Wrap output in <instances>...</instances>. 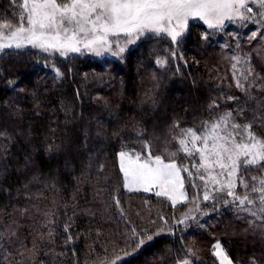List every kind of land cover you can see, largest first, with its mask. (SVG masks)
Masks as SVG:
<instances>
[{
	"label": "trees",
	"instance_id": "16d2710c",
	"mask_svg": "<svg viewBox=\"0 0 264 264\" xmlns=\"http://www.w3.org/2000/svg\"><path fill=\"white\" fill-rule=\"evenodd\" d=\"M21 11L0 0V24H19ZM222 36L193 21L180 43L158 41L164 54L181 58L169 82L157 77L161 60L148 45L163 38L151 33L109 62L33 48L0 55V264H219L218 242L234 264H264V221L251 231L238 201L209 203L191 217L189 203L127 193L119 161L123 151L150 150L186 167L173 146L178 131L237 107L235 99L245 110L238 121L264 138V64L253 45L262 47L245 33L239 44L248 50L236 54L222 48ZM226 54L243 60L242 88L224 79ZM183 173L191 194L193 180ZM261 177V167H244L237 195L258 204L251 188Z\"/></svg>",
	"mask_w": 264,
	"mask_h": 264
},
{
	"label": "snow or ice",
	"instance_id": "6c2138e0",
	"mask_svg": "<svg viewBox=\"0 0 264 264\" xmlns=\"http://www.w3.org/2000/svg\"><path fill=\"white\" fill-rule=\"evenodd\" d=\"M14 3L22 9L19 24L13 31L0 32V52L31 45L46 53L66 55L68 52H80V45H83L99 54L100 49L111 47L109 37L119 38L121 35L128 38V43L148 33L157 36L163 34L177 42L191 19L203 21L210 29L222 28L226 20H251L254 23L257 17L264 20V0H22V3L21 0H14ZM247 13H252V16ZM255 36L253 32L252 37ZM119 50L122 52L124 49ZM234 59L239 62V57ZM248 73H254L250 66ZM237 87L242 88L239 82ZM261 119L264 120V116ZM252 128L253 123H236L229 112L215 122H205L202 131L182 129L178 143L189 156L193 152L199 153V167L207 170V162L213 159L222 169H228L227 174L231 177L241 165L264 169V138L256 136ZM171 155L175 156L176 153ZM119 156L124 186L129 190L143 187L144 191H148L150 186L158 185L165 191L156 195H166L174 192L177 185L182 187L181 171L189 172L187 167L178 166L174 160L165 163L161 156H152L150 150L142 162L137 163L140 161L139 154L134 160L129 157L127 167L123 161L128 154L121 152ZM199 178L204 180L205 176ZM252 179L257 180V177ZM241 183H244L243 180ZM258 184L259 187L254 185L251 188L252 192L259 193L258 204L249 195H235L231 191V182L227 194L234 196L243 210L264 221V177L259 178ZM244 187L248 188V184L244 183ZM205 199H208L207 193ZM246 202L252 207H244ZM216 247L219 248V244ZM182 264H189V261L184 260Z\"/></svg>",
	"mask_w": 264,
	"mask_h": 264
},
{
	"label": "rangeland",
	"instance_id": "374dc122",
	"mask_svg": "<svg viewBox=\"0 0 264 264\" xmlns=\"http://www.w3.org/2000/svg\"><path fill=\"white\" fill-rule=\"evenodd\" d=\"M254 11H256V6L253 5ZM248 16H252V13H247ZM257 22H252L251 20L249 21H240L239 19H236L234 21H225L224 26L220 29H210L207 24H205L203 21L198 20V19H191L188 22V26L190 22H199L207 26V28L211 32H216L218 35H223L222 41H221V46L223 49H230L233 51H236V54H240L242 51L246 53L248 49H243L241 47L240 39L245 33L247 39L250 41H254L255 39L258 40V43H260L259 48L257 44L253 45V49H258V52L255 50L258 60L264 64V20H261L259 17L256 18ZM253 28H251V26ZM18 24H12V23H1L0 24V32L8 33L10 31H13L15 27H17ZM186 30V29H185ZM255 32L256 36L252 37V33ZM185 33V31H184ZM183 33V34H184ZM183 34L177 38L178 43H180V39L183 36ZM163 35V34H162ZM158 36L157 38H163V39H157L153 45H148V48H150V51L152 53L157 54L160 57V63L162 64V70L160 74L157 76L158 78L160 77L161 80H163L165 77L168 78V82L171 81L172 79V74L174 71L175 67H179L181 63V58L179 55L175 54H164L160 49H159V44H157L158 41H165V39L168 41V48H171V44L175 43L171 40L170 37H167L166 35L163 36ZM145 35L139 37L138 39H135L134 42L128 43L126 37L121 35L119 38L117 37H109V40L112 41L111 47L108 49H100L99 54L97 52L89 49V48H84L83 45H80V52H68L66 55H60L58 52H43L39 48H33L31 45H25L22 48H33L36 50L41 51L42 53H45L46 55L50 57H58L60 59L62 58H67L71 55L75 54H88V55H94L98 58H101L104 61H112V60H117V59H122V56L125 55L127 51H129L131 48H134L139 40L144 38ZM165 37V38H164ZM247 40V41H248ZM248 47V46H247ZM14 48V47H13ZM123 48L124 50L121 52L119 49ZM7 50V49H5ZM4 50V51H5ZM3 51V52H4ZM0 52V55L3 53ZM260 55H259V54ZM222 66L224 67V70L226 71L225 75V80L228 81V79H232L233 82H235V85L237 87V82L241 84V79L245 78L246 72L244 69V63L243 60L240 59L238 55H234L233 57L231 56L228 57L227 54L222 56ZM234 57H239V62H237ZM235 65V67H233ZM237 78V79H236ZM259 94V93H258ZM234 102L237 104V107H232L230 105H227V107L224 110H220L212 119L206 121V122H215L217 121L220 117H223L226 113L231 112L232 117L235 120L236 123H239L241 125H244V123H241L240 120L238 121L237 117L240 118L244 117L242 115L245 113V110L241 108V101L238 99L231 100V103ZM258 106V104H257ZM249 107H254L252 104ZM235 109H240V110H235ZM257 107H255L252 111H255ZM236 111H240V114H238ZM250 112V111H249ZM247 124V123H246ZM205 127V123L197 126V127H192L193 129H196L198 131H202ZM228 128H231V125H228ZM187 129V128H184ZM182 130V129H181ZM181 130L178 131V134L173 142V146L177 150V152L183 154L186 157L187 160V165L186 167L190 170L191 173V179L193 180L192 184V192L189 194V191L187 192V180L186 177L181 171L180 176L182 178V187L177 185L176 189L174 192H169L166 195H160L159 197L167 198L173 205L179 206L184 203H189L190 209H189V214L191 217H195L200 213L201 207L204 205H207L209 203L215 202V201H220V200H225V201H232V202H237V200L234 199V196L228 195L229 191V182L233 185L231 188V191L237 195V189H238V182L239 178L241 176L242 169L245 167L241 165L239 168L238 172L234 176H228V169H222L219 165L214 163L213 159H210L207 162V170H205L204 167H199L200 159H199V153L193 152L191 156L185 154L181 149L180 145L178 143V138L180 137ZM239 139V137H237ZM211 143V141H210ZM199 144V142H198ZM189 148H191V144L188 145ZM128 154L124 158V165L127 167L129 163V157L134 160L137 154L140 155V161H137V163L142 162L144 159L147 158L148 155H142L140 153H137L136 151H123ZM162 158V157H161ZM163 159V158H162ZM243 159V158H242ZM165 163H168L170 160H165ZM119 161H120V166H121V158L119 156ZM175 161V160H174ZM176 162V161H175ZM177 163V162H176ZM227 163V161H225ZM178 165V164H177ZM195 165V166H194ZM179 166V165H178ZM248 166H253V165H248ZM247 167V166H246ZM189 173V172H188ZM124 175V174H123ZM203 175L205 176V179L202 180L199 177ZM125 182V179H124ZM127 193L131 192H141L145 194H150V195H156L157 192L165 191L164 189H161L160 186L158 185H152L149 187L148 191H144L143 187H133L132 190H129L128 188H125ZM205 193L208 195V199H205ZM172 198H169V197ZM175 201V202H173ZM239 203V201H238ZM247 202L245 203L244 207L251 208V205H248ZM240 212L242 213H248L247 211L239 209ZM249 214V213H248ZM252 220L249 221L250 223V230L251 231H260V226L259 224L262 222L261 220L257 219L256 217L252 216ZM256 232V233H257ZM219 244V248L216 247V245ZM213 253L218 259L219 264H234L233 261L230 259V257L227 255L226 251L224 250L223 246L221 245L220 242L216 243L213 247Z\"/></svg>",
	"mask_w": 264,
	"mask_h": 264
},
{
	"label": "crops",
	"instance_id": "0c3cea01",
	"mask_svg": "<svg viewBox=\"0 0 264 264\" xmlns=\"http://www.w3.org/2000/svg\"><path fill=\"white\" fill-rule=\"evenodd\" d=\"M234 263V262H233ZM178 264H182V263H178ZM189 264H191V263H189Z\"/></svg>",
	"mask_w": 264,
	"mask_h": 264
}]
</instances>
